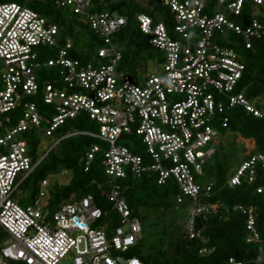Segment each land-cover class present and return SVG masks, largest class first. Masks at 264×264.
Segmentation results:
<instances>
[{
	"label": "built area",
	"instance_id": "2783aa9c",
	"mask_svg": "<svg viewBox=\"0 0 264 264\" xmlns=\"http://www.w3.org/2000/svg\"><path fill=\"white\" fill-rule=\"evenodd\" d=\"M244 1L218 0L210 14L206 0H163L173 18L171 31L163 20L138 13V28L163 52L162 72L144 79L119 68L122 53L112 35L127 24L126 16L107 10L90 12L92 0H55L57 6H69L85 19L103 42L93 60L83 61L72 56V40L47 17L15 1L0 2V64L4 67L0 73V228L6 235L0 245V264H59L68 254L73 264H145L131 254L142 238V226L117 183L128 173L153 174L158 184L174 178L178 201L188 196L194 202L184 235L200 236L195 216L209 207L215 210L216 204L208 207L199 201L212 186L201 184L199 176L220 143L221 131L227 129L229 118L224 113L241 107L264 119V95L250 99L238 88L245 69L240 52L215 40L217 34L226 37L232 31L251 48L255 39L264 36V0H249L253 15L260 18H251L246 26L228 17L239 15ZM37 99L51 111L43 115ZM81 114L99 126L83 133L105 144L109 189L102 195L118 213L119 226L105 219L106 212L92 195L73 194L54 211L46 210L43 198H48L50 175L41 181L33 203L23 206L14 198L41 160L33 161L25 133L34 129L51 137L50 150L77 133L55 136L62 124ZM132 133L141 139L149 158L120 143L123 135ZM101 148L95 143L87 152L85 170ZM257 164L264 167L261 153L244 160L228 183L240 184L243 175L251 181ZM262 190L263 186L257 191ZM234 209L247 215V242H259L254 209L243 204ZM229 264L243 262L230 257Z\"/></svg>",
	"mask_w": 264,
	"mask_h": 264
},
{
	"label": "trees",
	"instance_id": "16d2710c",
	"mask_svg": "<svg viewBox=\"0 0 264 264\" xmlns=\"http://www.w3.org/2000/svg\"><path fill=\"white\" fill-rule=\"evenodd\" d=\"M8 1L25 3L47 17L49 22L58 25L60 33L72 40L71 54L76 58L83 61L93 60L97 48L103 45L89 23L69 6H57L55 0H0ZM206 2V11L213 14L218 0ZM102 10L126 16L128 19L127 24L112 35L113 42L122 53L119 64L121 70L136 76L138 70L148 61L163 60V52L149 42L136 22L138 13H147L155 20H163L170 30L173 18L163 0H153L152 7L143 6L137 0H92L89 11ZM253 10L251 1L245 0L241 13L228 14V17L246 26L251 18H260L259 15H253ZM226 35L225 37L217 34L215 40L235 48L240 52L245 64L238 88L250 99L264 95V36L255 39L251 48H246L240 35L232 31ZM44 79L41 75L40 84ZM37 104L43 115H46V110L51 111L42 100L37 99ZM224 115L229 118L227 129L224 131L225 138L220 141L214 155L204 164L203 175L199 176L201 184L212 183L210 194L207 197L201 196L199 201L207 203L208 207L216 204V208L214 210L209 207L195 216L196 229L200 233L198 238L188 239L184 235L183 227L194 202L188 196L178 201L179 189L174 178H169L165 184H158L153 174L145 173L137 177L128 173L125 178L117 180L120 193L142 226V238L132 248L131 254L143 260L145 264H229L230 257L241 260L243 264H264V190L257 191L258 188L264 187V167L257 164L251 181L243 175L240 184L228 183L230 175L244 160L255 153L264 155V119L255 117L241 107L229 108ZM98 127L95 121L83 114L67 120L59 127L55 136L77 133L61 139L50 150L48 149L51 144L40 150L39 132L34 129L27 131L25 136L29 142L32 159L34 162L41 160L20 183L19 188L28 187L30 184L35 198L41 181L50 175L46 203L48 210L54 211L73 194L77 198L92 195L95 202L106 212L105 219L110 220L115 227L121 224L119 215L102 195L104 189H109L103 160L105 144L98 138L83 133L96 131ZM238 136L253 139L254 148L247 152V148L238 143ZM121 141L137 152L132 145L138 142L134 133L123 135ZM95 143H99L102 148L95 153L88 169L85 170L87 152ZM62 172H69L68 181H52L54 176ZM238 204L254 209L259 242H247V215L234 209ZM180 209L184 216L175 214V211ZM202 248H208L210 252L200 253Z\"/></svg>",
	"mask_w": 264,
	"mask_h": 264
},
{
	"label": "rangeland",
	"instance_id": "374dc122",
	"mask_svg": "<svg viewBox=\"0 0 264 264\" xmlns=\"http://www.w3.org/2000/svg\"><path fill=\"white\" fill-rule=\"evenodd\" d=\"M137 2H139L141 5L146 6V7H152L153 6V0H137ZM21 4L26 5L25 3H21ZM3 69H4L3 65L0 64V73H1V71H3ZM162 70H163V60L162 61L151 60V61H148L144 65V67L140 68L138 70L136 76H133V77H136L138 79H144L147 76H150L152 74H158V73L162 72ZM0 86H1V82H0ZM221 133L223 134V136L221 137V140H222V139L225 138L224 136L226 134L224 133V130H222ZM40 134H41L40 135L41 136V145H40L41 147H40V150H44V148H46L49 144H51L52 138L48 137V136H45L42 133H40ZM136 138H137L138 142L134 143V144L132 143V145H134V148L137 149L136 150L137 153L146 156L145 157L146 159L149 158V156L145 154V147L143 146V144L141 142V139H139L137 136H136ZM237 141H238V143H242L247 148V152H249L250 150H252L254 148V140L251 139V138L250 139H246V138H243L241 136H238ZM120 143L124 144L122 141H120ZM24 174H25L24 172L20 173L18 175L17 181L20 178H22L24 176ZM68 179H69V172H66V173L62 172L61 174H59L57 176H54L52 181L58 180L60 183H63V182L68 181ZM50 182H51V180H50ZM37 195L38 194H36L35 196H37ZM14 198L16 200L21 201L20 203L23 206L33 203L34 196L32 195L30 184L28 185V187H20L16 191V193L14 195ZM47 199L48 198H43V203L45 204V206H46V203H47ZM45 209L48 210L47 207ZM48 211L51 212L52 210H48ZM175 214H178L179 216H184V212L181 209L180 210H176ZM188 219H189V216L187 217L186 222L188 221ZM97 222H98L97 224H100L99 221H97ZM148 226H149V222H148ZM5 237H6V235L3 233V231L0 228V245L3 243ZM59 264H73L72 263L71 254H68L66 256V258H64V259H62L60 261Z\"/></svg>",
	"mask_w": 264,
	"mask_h": 264
}]
</instances>
